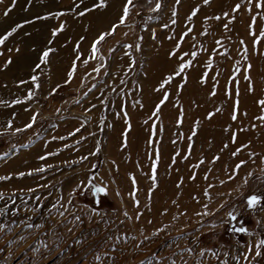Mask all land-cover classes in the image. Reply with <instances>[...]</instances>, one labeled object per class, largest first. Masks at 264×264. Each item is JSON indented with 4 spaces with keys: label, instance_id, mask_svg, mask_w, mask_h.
<instances>
[{
    "label": "rangeland",
    "instance_id": "rangeland-1",
    "mask_svg": "<svg viewBox=\"0 0 264 264\" xmlns=\"http://www.w3.org/2000/svg\"><path fill=\"white\" fill-rule=\"evenodd\" d=\"M110 1L0 2V264H264V0Z\"/></svg>",
    "mask_w": 264,
    "mask_h": 264
},
{
    "label": "snow or ice",
    "instance_id": "snow-or-ice-1",
    "mask_svg": "<svg viewBox=\"0 0 264 264\" xmlns=\"http://www.w3.org/2000/svg\"><path fill=\"white\" fill-rule=\"evenodd\" d=\"M0 2H2V0H0ZM128 2L131 3V0H128ZM261 6H262L261 4H257L256 5V7H258V8L261 7ZM127 11H128V9H127V7H125V9H124L125 15L127 14ZM5 15H7V12H5ZM123 22H124V18L122 17L120 23L122 24ZM109 34H111V32ZM54 35H55V33H54ZM104 39H105V35L102 34L99 37V39L96 41V43L98 44L100 41H103ZM93 49H95V44L93 45ZM47 56H48V52H45L43 54V56L41 57V62L42 63L45 62ZM37 67H39V65ZM185 67H187V65H185ZM182 70L183 69H181V71ZM33 79H36V78L34 77ZM17 102H19V101H17ZM34 120H35V117H33V121ZM27 127H29V128L32 127V124H28ZM41 159H45V157H41ZM237 167H240V166L238 165ZM39 170L40 171H44L43 168H41ZM247 203H248V206L249 207H253L255 204L259 203V197L252 196L251 198H249V200L247 201ZM70 231H71V229H70ZM260 247H264V242H261V244L257 246V250L255 251V256H257V257L261 256V254H262L261 251L259 250ZM203 254L204 253H201V255H203Z\"/></svg>",
    "mask_w": 264,
    "mask_h": 264
},
{
    "label": "bare ground",
    "instance_id": "bare-ground-1",
    "mask_svg": "<svg viewBox=\"0 0 264 264\" xmlns=\"http://www.w3.org/2000/svg\"><path fill=\"white\" fill-rule=\"evenodd\" d=\"M115 0H111L110 2H108L103 9H101L100 11L96 12V16L93 17L92 21H90V24L93 25L94 27H104L105 24L108 21V16L109 14L114 11L116 8V4L114 2ZM87 2H89V0H87ZM89 4V3H88ZM118 7V5H117ZM92 18V17H91ZM90 18V19H91ZM90 25V26H91Z\"/></svg>",
    "mask_w": 264,
    "mask_h": 264
}]
</instances>
